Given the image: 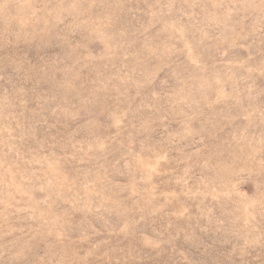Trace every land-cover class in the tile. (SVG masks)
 <instances>
[{"label": "rangeland", "instance_id": "374dc122", "mask_svg": "<svg viewBox=\"0 0 264 264\" xmlns=\"http://www.w3.org/2000/svg\"><path fill=\"white\" fill-rule=\"evenodd\" d=\"M0 264H264V0H0Z\"/></svg>", "mask_w": 264, "mask_h": 264}]
</instances>
